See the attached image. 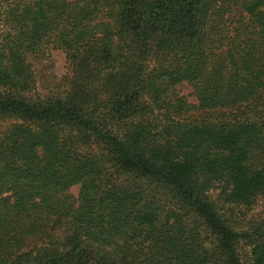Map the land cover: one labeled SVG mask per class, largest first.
Segmentation results:
<instances>
[{
	"label": "trees",
	"instance_id": "trees-1",
	"mask_svg": "<svg viewBox=\"0 0 264 264\" xmlns=\"http://www.w3.org/2000/svg\"><path fill=\"white\" fill-rule=\"evenodd\" d=\"M262 197L264 0H0V264H264Z\"/></svg>",
	"mask_w": 264,
	"mask_h": 264
},
{
	"label": "rangeland",
	"instance_id": "rangeland-1",
	"mask_svg": "<svg viewBox=\"0 0 264 264\" xmlns=\"http://www.w3.org/2000/svg\"><path fill=\"white\" fill-rule=\"evenodd\" d=\"M40 84L52 83L53 80L60 81L70 73V62L66 54L62 50H52L47 61L43 64H38ZM180 93L188 98L191 103L196 104L197 99L193 95V89L187 83L178 86ZM211 115L208 112H203V116ZM80 184H76L70 188V193L74 197H78ZM237 214L234 216L235 227L237 229L246 230L256 223L264 221V197L259 199L258 204L252 210H240L237 208ZM244 259L249 262V247L244 245Z\"/></svg>",
	"mask_w": 264,
	"mask_h": 264
}]
</instances>
